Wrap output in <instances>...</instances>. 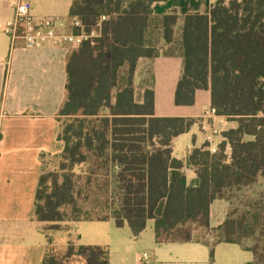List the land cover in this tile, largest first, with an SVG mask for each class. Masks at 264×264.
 Returning <instances> with one entry per match:
<instances>
[{"label": "trees", "instance_id": "16d2710c", "mask_svg": "<svg viewBox=\"0 0 264 264\" xmlns=\"http://www.w3.org/2000/svg\"><path fill=\"white\" fill-rule=\"evenodd\" d=\"M158 1L166 0H74L71 5L70 17L96 36L68 54L59 112L64 149L49 158L41 154L34 213L46 223L49 247L42 264H70L74 258L110 264L107 245L70 240L60 253L51 232L66 222L113 218L138 236L154 220L159 242L178 241L163 236L198 220L208 225L216 199L264 178V0H215L209 13L183 16L156 15ZM161 55L183 58L177 105H193L198 89L210 90L216 113L237 122L223 132L216 152L205 143L177 158L174 138L198 119L157 116L152 80L137 99L138 61ZM186 167L196 172L192 182ZM236 214L231 210L218 227L219 240L241 244L253 238L255 261L248 264H264V199L247 200Z\"/></svg>", "mask_w": 264, "mask_h": 264}, {"label": "crops", "instance_id": "0c3cea01", "mask_svg": "<svg viewBox=\"0 0 264 264\" xmlns=\"http://www.w3.org/2000/svg\"><path fill=\"white\" fill-rule=\"evenodd\" d=\"M13 1L0 0L1 27L14 16ZM26 1L31 4L33 15L58 16L67 23L68 31L72 29L73 18L69 13L74 0ZM214 1H210L207 11L192 9L193 3L189 0L158 1L153 4V9L156 15L173 12L180 16L189 12L209 13ZM72 48L76 46L46 42L41 47L27 49L23 47L22 41L17 47L12 48L10 37L3 28H0V181L5 178L3 177L5 169H2L1 165L13 164L17 169L13 180H16V183H24L28 188V197L32 196L33 204V208L32 204L13 208L4 206L9 215L4 213L0 215V224H2L0 233L7 234L2 241L0 240V264H42L48 251V238L44 230H40L42 235L45 234L43 237L13 238L9 235L11 227L8 224L12 220L15 225L13 229H20L25 234L36 229L29 223L34 221L32 210L34 211L35 195L42 173L41 154L49 158L59 155L64 149V142L59 139L63 119L59 112L66 98L67 61ZM147 64L151 68L155 91V114L198 119L188 132L174 138V155L179 159L187 158L193 148L208 143L207 136L213 132V144L218 147L225 139L223 132L231 129L227 126L232 120L212 111L210 90L198 89L196 102L193 105L171 103L169 107H165L164 103L171 96H174L175 101L176 89L183 69V58L178 55L140 58L135 83L142 76L140 70L142 65ZM204 126L207 130H204ZM227 152L231 153L230 145L227 147ZM4 168L7 170L8 167ZM185 172L188 181L192 182L196 178L193 168L186 167ZM262 179L264 183V178ZM10 180L13 181L8 178L7 182ZM24 190L26 189L23 188L22 191ZM250 190V187L233 189L228 193V197L216 199L211 205L209 224L201 223L193 230L202 231V235L197 237L193 235L189 240L159 242L156 239L155 222L150 224L151 220L148 221L145 230L136 236L128 223L124 227H118L111 218L104 220L109 221L110 224L102 238L88 241L84 245H107L110 249V264H248L255 261V254L250 249L254 239H244L241 244L222 242L219 240L217 229L227 219L236 202L242 200L243 191ZM218 202L223 203L219 211L222 221L214 225L211 224V220L213 215H216L214 205ZM6 216L8 217L4 219L3 217ZM104 221L66 222L64 231L78 229L83 225L79 224L81 222ZM21 226L26 227L22 229ZM33 233L38 235L37 231ZM67 235L66 242L73 241L74 235L71 232ZM75 236L78 237L77 231ZM66 247L65 245L60 248L56 245L60 253H65ZM146 253L148 257L145 258ZM75 259L71 264H86L80 258Z\"/></svg>", "mask_w": 264, "mask_h": 264}, {"label": "rangeland", "instance_id": "374dc122", "mask_svg": "<svg viewBox=\"0 0 264 264\" xmlns=\"http://www.w3.org/2000/svg\"><path fill=\"white\" fill-rule=\"evenodd\" d=\"M210 1L211 0H189L190 3H193V5L191 6L192 9H196L199 11H207L208 7L210 6ZM69 23H71V21ZM179 28H180V26H179V24H177L175 27L176 34H179V32H180ZM95 36H96V33H95L94 37ZM176 36H178V35H176ZM159 44L164 46L163 45V39H159ZM142 67L140 69L142 72V76L140 77V79H137V83H135V79H134V86H135V90H136L137 99H141L143 90L147 86L150 85V82L152 80L151 68H150L149 64L144 65V66L142 65ZM171 103L175 104L174 96H171L170 99H168V101H166L164 103L166 105L165 107H169L168 105H171ZM235 126H237V123L234 121H230L227 127L232 128ZM57 164L58 163L51 165L50 168L51 169L57 168L58 167ZM4 167H8L7 170ZM1 168L5 169V172L3 174V177H5V178L3 179V181L2 180L0 181V215H2V213L9 215V213H7V211H6L7 209L4 206H8L10 208H13L15 206L26 207L28 204L29 205L32 204V196L28 197V194H27L28 188L24 186L23 182L22 183L21 182L16 183V180H13V176H15V173L17 171V169L15 168V166L13 164L7 165V166L1 165ZM85 169H87L86 166H85ZM8 178L12 179L13 181L10 180L11 182L10 181L7 182ZM262 180L263 179L261 178L259 180L260 182L254 183V186L250 188L251 190L249 192L243 191L242 194H244V197L242 198V200L237 201L234 209H232V210L237 211L236 216L241 215L243 208H244V202L246 203L247 200H252V199L253 200H262V198L264 199V183H262ZM23 188H25L26 190L22 191ZM22 192H23V195H22ZM253 193H255V195H253ZM13 194H14V196H13ZM8 195H11V196L8 197ZM219 202L215 203V205H214L216 215L215 216L213 215L212 220H211V224H214V225L218 224L220 221H222V216L219 213V211L222 209L223 203H219ZM31 207L33 208V204ZM22 213H20L21 216H22ZM32 213H33L34 221L30 222L29 224H33L34 225L33 227H36V229H32V231H29L31 234L30 233L25 234V232L23 233L22 231H20V229L19 230L13 229V227L15 225L13 224V221L10 220L11 223L8 224L11 227L9 235L12 236L13 238L29 237V236H33V237L35 236L36 238L39 236L43 237L45 234L42 235L40 230H44L46 223L38 221L37 218L35 217V213L33 210H32ZM220 216H221V218H220ZM7 217L8 216L3 217V218L6 219ZM154 222H155L154 220H151L150 224H153ZM201 223H203V220H198L197 223L190 222V223L185 224L183 226H179L173 232L169 233L168 235L164 234L163 239L182 240L188 234H190V237H192L193 235L195 237L201 236L202 231H193L194 228H196ZM79 224H83V225H81V227H78V229H74V230L69 229L68 230L69 232L64 231V229L51 232L54 243L60 248H63L65 245L67 246V244H68V242H66L67 237H68L67 234L71 232L74 235L73 241L75 243L77 242V245H84L88 241H94L97 238H102L104 232H106L108 230V226H109L110 222L109 221L96 222V223L81 222ZM1 226H2V224H0V227ZM25 227L26 226H21L22 229H25ZM34 231H37L38 235L34 234L33 233ZM44 231H46V230H44ZM76 231L78 232V237L75 236ZM214 234L217 235V233L215 231H214ZM6 236H7V234L4 235L3 233H0V240L2 241V238L6 237ZM218 237H219V234H218ZM145 249H147V248H145ZM72 260L75 261L76 259L74 258ZM74 261H73V263H74Z\"/></svg>", "mask_w": 264, "mask_h": 264}, {"label": "built area", "instance_id": "2783aa9c", "mask_svg": "<svg viewBox=\"0 0 264 264\" xmlns=\"http://www.w3.org/2000/svg\"><path fill=\"white\" fill-rule=\"evenodd\" d=\"M14 8V16L6 22L3 31L10 37L11 46L15 48L20 41L23 42V47L27 49L43 46L46 42H54L57 44H72L79 46L84 40L93 38L95 32L88 35L83 30V24L78 18H74L71 23V28L79 27L81 32L74 33L73 30H67V23L58 16L37 17L31 12V4L26 0H14L12 3ZM106 16L101 17V21L105 20ZM215 112V109H212ZM204 130L207 127L204 126ZM213 133L207 136L212 152H216L218 147L213 144ZM148 257L147 253L144 256Z\"/></svg>", "mask_w": 264, "mask_h": 264}]
</instances>
